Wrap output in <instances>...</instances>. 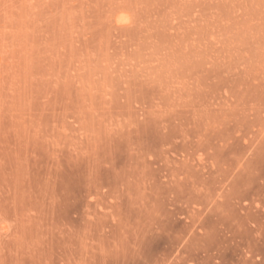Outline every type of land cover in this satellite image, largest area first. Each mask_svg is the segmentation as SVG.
I'll return each instance as SVG.
<instances>
[{
    "label": "rangeland",
    "instance_id": "rangeland-1",
    "mask_svg": "<svg viewBox=\"0 0 264 264\" xmlns=\"http://www.w3.org/2000/svg\"><path fill=\"white\" fill-rule=\"evenodd\" d=\"M0 264H264V0H0Z\"/></svg>",
    "mask_w": 264,
    "mask_h": 264
}]
</instances>
